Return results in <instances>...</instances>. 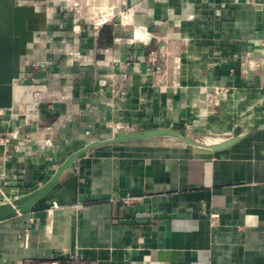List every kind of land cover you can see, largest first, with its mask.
Wrapping results in <instances>:
<instances>
[{
	"label": "crops",
	"instance_id": "obj_1",
	"mask_svg": "<svg viewBox=\"0 0 264 264\" xmlns=\"http://www.w3.org/2000/svg\"><path fill=\"white\" fill-rule=\"evenodd\" d=\"M107 2L118 16L100 26L65 6L46 15L0 110V201L118 133L166 127L196 145L96 146L0 222V264H264V0Z\"/></svg>",
	"mask_w": 264,
	"mask_h": 264
},
{
	"label": "water",
	"instance_id": "obj_2",
	"mask_svg": "<svg viewBox=\"0 0 264 264\" xmlns=\"http://www.w3.org/2000/svg\"><path fill=\"white\" fill-rule=\"evenodd\" d=\"M29 1L32 0H0V110L14 107L19 95L22 64L26 60V53L31 49L37 34L47 27V14L44 13V8L31 4ZM114 28L117 32L122 29L118 24ZM130 35L131 32H129ZM211 101V107L218 105L219 96L215 95ZM160 136H171L187 144L196 145L192 138L166 127L118 133L108 140L92 142L73 152L63 162L59 163L55 173L42 186L8 202L1 203L0 222L30 213L33 205L50 193L62 174L77 159L84 157L96 146ZM235 141L236 138H231L208 146V148L218 150Z\"/></svg>",
	"mask_w": 264,
	"mask_h": 264
},
{
	"label": "rangeland",
	"instance_id": "obj_3",
	"mask_svg": "<svg viewBox=\"0 0 264 264\" xmlns=\"http://www.w3.org/2000/svg\"><path fill=\"white\" fill-rule=\"evenodd\" d=\"M44 4L41 7L44 8V13L50 16V19L54 20L57 16L58 7L65 6L67 10L73 14V16L80 17L88 20L94 24L104 23L108 17H116L111 8H108L107 0H42ZM106 1V2H105ZM40 5V4H38ZM107 5V6H106ZM71 7L73 8L72 11ZM113 13V14H112ZM129 18L127 14H124V21ZM43 32V31H42Z\"/></svg>",
	"mask_w": 264,
	"mask_h": 264
},
{
	"label": "built area",
	"instance_id": "obj_4",
	"mask_svg": "<svg viewBox=\"0 0 264 264\" xmlns=\"http://www.w3.org/2000/svg\"><path fill=\"white\" fill-rule=\"evenodd\" d=\"M112 14H113V13H112ZM112 18H113L112 16L106 18L104 23L110 21ZM104 23H98V22H96V25H97V26H100V25H103ZM260 45L264 48V39H262V40L260 41ZM149 60H151V61H153V62H156V61L158 60V55H157V53L154 52V51H152V52L150 53V55H149ZM247 61H248V60L244 59V63H246ZM249 62H250V63H251L256 69H258V68L261 67V63H260L259 61H256V60H250V59H249ZM243 71H244V72H247V69L244 68ZM131 200H132L131 198H125V199H124V202L127 203V204H129V203L131 202ZM1 203H2V202L0 201V204H1ZM25 264H59V261H55V260H54V261L41 260V261H38V262L27 261ZM69 264H81V263L79 262L78 258H76V257H72V258H70V260H69Z\"/></svg>",
	"mask_w": 264,
	"mask_h": 264
},
{
	"label": "flooded vegetation",
	"instance_id": "obj_5",
	"mask_svg": "<svg viewBox=\"0 0 264 264\" xmlns=\"http://www.w3.org/2000/svg\"><path fill=\"white\" fill-rule=\"evenodd\" d=\"M29 3L36 4L37 6L41 7V5L44 4V1H42V0H32V1H29ZM38 4H40V5H38ZM46 20H47V18H46Z\"/></svg>",
	"mask_w": 264,
	"mask_h": 264
}]
</instances>
